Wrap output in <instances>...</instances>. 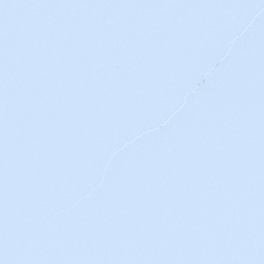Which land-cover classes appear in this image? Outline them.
<instances>
[{"label": "snow or ice", "instance_id": "obj_1", "mask_svg": "<svg viewBox=\"0 0 264 264\" xmlns=\"http://www.w3.org/2000/svg\"><path fill=\"white\" fill-rule=\"evenodd\" d=\"M0 264H264V0H0Z\"/></svg>", "mask_w": 264, "mask_h": 264}]
</instances>
